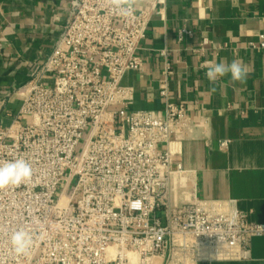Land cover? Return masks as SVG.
Returning <instances> with one entry per match:
<instances>
[{
	"label": "built area",
	"instance_id": "1",
	"mask_svg": "<svg viewBox=\"0 0 264 264\" xmlns=\"http://www.w3.org/2000/svg\"><path fill=\"white\" fill-rule=\"evenodd\" d=\"M139 1L123 16L109 0H72L52 53L18 90V115L0 121V161L23 158L33 170L27 185L0 190V264L243 261L264 237L233 201H169L185 188L170 146L190 122L166 86L163 113L131 110L122 79L142 70L140 44L165 2L140 10ZM19 230L33 236L27 254L11 244Z\"/></svg>",
	"mask_w": 264,
	"mask_h": 264
},
{
	"label": "crops",
	"instance_id": "2",
	"mask_svg": "<svg viewBox=\"0 0 264 264\" xmlns=\"http://www.w3.org/2000/svg\"><path fill=\"white\" fill-rule=\"evenodd\" d=\"M71 1L0 0V121L5 126L22 106L18 90L52 53ZM149 2L137 6L147 10ZM184 30L191 35L181 37ZM262 38L264 0H165L152 12L138 51L143 68L127 72L122 85L133 90L132 111L163 113L164 86L169 100L186 110L190 125L170 146L185 172V188H175L172 204L184 197L233 201L246 222L264 224ZM233 60L247 65L244 82H234L230 74L215 85L207 80L209 62ZM199 264H264V237L252 241L248 260Z\"/></svg>",
	"mask_w": 264,
	"mask_h": 264
},
{
	"label": "clouds",
	"instance_id": "3",
	"mask_svg": "<svg viewBox=\"0 0 264 264\" xmlns=\"http://www.w3.org/2000/svg\"><path fill=\"white\" fill-rule=\"evenodd\" d=\"M109 3L121 15H132L134 9L133 0H109ZM229 74L234 82L242 83L248 74L247 65L242 60H233L230 64L209 62L205 76L211 84L215 85L220 78ZM211 90L215 91V88L213 87ZM32 177V166L27 160L20 158L0 161V190L27 185L31 182ZM11 244L16 253L27 254L33 244V236L26 230L16 231L11 236Z\"/></svg>",
	"mask_w": 264,
	"mask_h": 264
}]
</instances>
